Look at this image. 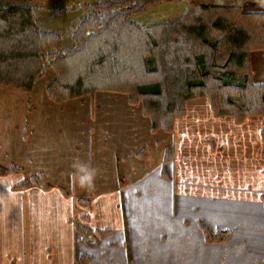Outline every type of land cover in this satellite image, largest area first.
Returning a JSON list of instances; mask_svg holds the SVG:
<instances>
[{
  "label": "crops",
  "instance_id": "crops-1",
  "mask_svg": "<svg viewBox=\"0 0 264 264\" xmlns=\"http://www.w3.org/2000/svg\"><path fill=\"white\" fill-rule=\"evenodd\" d=\"M91 2L45 0L39 24L43 12L75 14ZM242 11L264 13V0ZM249 65L252 83L264 84V51L250 52ZM55 78L46 71L30 93L0 86V168L20 169L0 175V264H264L261 117L216 118L200 97L185 102L172 133L152 134L126 94L51 102ZM81 164L95 170L84 185ZM39 174L50 189L18 187ZM72 219L94 240L84 241ZM202 229L229 236L206 243Z\"/></svg>",
  "mask_w": 264,
  "mask_h": 264
},
{
  "label": "trees",
  "instance_id": "trees-1",
  "mask_svg": "<svg viewBox=\"0 0 264 264\" xmlns=\"http://www.w3.org/2000/svg\"><path fill=\"white\" fill-rule=\"evenodd\" d=\"M0 0V86L30 93L48 69L56 73L46 90L53 103L95 92L128 95L142 106L151 132L172 133L187 100L205 97L214 117L235 123L250 116L264 120V84L251 81L249 54L264 51V13H246L254 0H93L69 30L71 46L61 50L58 33L40 27L38 5ZM186 4L172 21L140 27L134 19L148 8ZM264 137V131H262ZM164 162L173 160V148ZM0 168V175L19 172ZM50 189L42 174L22 181L20 189ZM76 233L92 237L78 221ZM206 243L226 241L229 232L202 229Z\"/></svg>",
  "mask_w": 264,
  "mask_h": 264
},
{
  "label": "rangeland",
  "instance_id": "rangeland-1",
  "mask_svg": "<svg viewBox=\"0 0 264 264\" xmlns=\"http://www.w3.org/2000/svg\"><path fill=\"white\" fill-rule=\"evenodd\" d=\"M51 4L52 3H47L46 5H48V7L49 6L51 7L52 6ZM180 6H184V4L179 5L178 2H176V3L172 2V5L163 4V5L153 6V7L148 8L147 11L145 12V14H143L139 17H136L134 19V21L140 27H148V26L155 25V24L166 23V22L172 21V20L180 17L179 15H182L181 14L182 12H180ZM49 9H52V8H49ZM179 12H180V14H178ZM84 14L85 13H84V11L82 12V10H78L75 14L63 13L61 16H57L56 14L55 15H49L48 12L47 13L43 12V13H41V19H40L41 24L40 25H41L42 29H44V30L54 31V32L58 33V35L60 36V40H61V50L66 51L71 46L69 30L71 27H73L79 23L78 22L79 20H77L79 18H77V17H79V15H81L80 17H82V15H84ZM48 70H51V69H48ZM51 71L54 72L53 70H51ZM55 75H56V73H55ZM50 84L48 85V87L50 86ZM47 88H46V90H47ZM98 92H104V91H98ZM96 93L97 92H95L94 94H96ZM93 95H91V96H93ZM150 131H151V124H150ZM158 132L167 133V132H164L162 130H156L155 132H151V133L156 134ZM166 149H167V147L165 148V150ZM164 157H165V152H164V156H163V161H165ZM2 169H5V168H2ZM44 178H45V176H44ZM45 181H46V179H45ZM46 183H47V181H46ZM61 191L64 194L66 193L63 190H61ZM76 203H78L79 205H82V206L88 205V203L86 201H83L82 199H77ZM76 220L77 219H72V224H74L73 222H76ZM89 234L91 237L93 236L92 233H89ZM93 237L91 240H94Z\"/></svg>",
  "mask_w": 264,
  "mask_h": 264
},
{
  "label": "clouds",
  "instance_id": "clouds-1",
  "mask_svg": "<svg viewBox=\"0 0 264 264\" xmlns=\"http://www.w3.org/2000/svg\"><path fill=\"white\" fill-rule=\"evenodd\" d=\"M78 169V180L79 182L84 185V184H88L91 182V180L93 179V176L95 174V170L91 169L89 167H87L86 165H78L77 166Z\"/></svg>",
  "mask_w": 264,
  "mask_h": 264
}]
</instances>
